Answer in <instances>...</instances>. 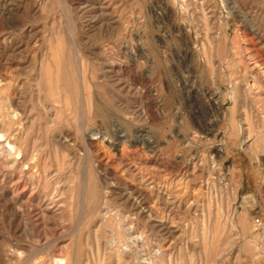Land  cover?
Listing matches in <instances>:
<instances>
[{
	"label": "rangeland",
	"instance_id": "obj_1",
	"mask_svg": "<svg viewBox=\"0 0 264 264\" xmlns=\"http://www.w3.org/2000/svg\"><path fill=\"white\" fill-rule=\"evenodd\" d=\"M1 129L0 264H264V0H0Z\"/></svg>",
	"mask_w": 264,
	"mask_h": 264
},
{
	"label": "bare ground",
	"instance_id": "obj_2",
	"mask_svg": "<svg viewBox=\"0 0 264 264\" xmlns=\"http://www.w3.org/2000/svg\"><path fill=\"white\" fill-rule=\"evenodd\" d=\"M76 57V56H75ZM47 66V65H46ZM49 68V67H48ZM79 74V73H78ZM80 75V74H79ZM82 90H84L82 88ZM88 106V105H87ZM17 114H15L16 116ZM12 117V116H11ZM24 121V120H23ZM32 121V120H31ZM1 133H0V137L3 136V130L1 129L0 130ZM4 132L6 133V135L8 134V129H5ZM9 141L6 142V144L11 147V149H14L15 148V141H13L11 138H8ZM11 149H6L4 147V145H1L0 143V157L4 158L5 162L7 164H10L11 166H14L16 163H18V160L14 157L16 154L18 155L19 154V151L18 149L16 148L15 149V152L12 153V150ZM27 160V158L25 159V161ZM31 160V159H30ZM24 161V163H25ZM32 162V161H31ZM25 165V164H24ZM211 237V236H210ZM217 237V236H216ZM216 239V238H215ZM217 240V239H216ZM213 247V246H212Z\"/></svg>",
	"mask_w": 264,
	"mask_h": 264
},
{
	"label": "built area",
	"instance_id": "obj_3",
	"mask_svg": "<svg viewBox=\"0 0 264 264\" xmlns=\"http://www.w3.org/2000/svg\"><path fill=\"white\" fill-rule=\"evenodd\" d=\"M252 224L256 233L259 235V240L262 245H264V213L257 214L252 219Z\"/></svg>",
	"mask_w": 264,
	"mask_h": 264
}]
</instances>
